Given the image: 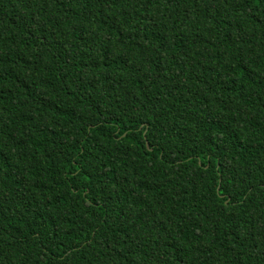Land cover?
Here are the masks:
<instances>
[{
	"label": "trees",
	"instance_id": "16d2710c",
	"mask_svg": "<svg viewBox=\"0 0 264 264\" xmlns=\"http://www.w3.org/2000/svg\"><path fill=\"white\" fill-rule=\"evenodd\" d=\"M0 264H264V0H0Z\"/></svg>",
	"mask_w": 264,
	"mask_h": 264
},
{
	"label": "water",
	"instance_id": "95a60500",
	"mask_svg": "<svg viewBox=\"0 0 264 264\" xmlns=\"http://www.w3.org/2000/svg\"><path fill=\"white\" fill-rule=\"evenodd\" d=\"M145 144H146V146H147V147L149 146L147 141H146V143H145Z\"/></svg>",
	"mask_w": 264,
	"mask_h": 264
}]
</instances>
